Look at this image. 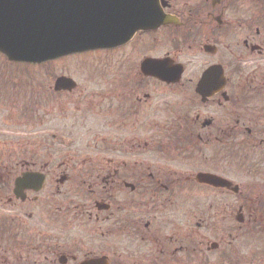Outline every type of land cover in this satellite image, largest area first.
Returning <instances> with one entry per match:
<instances>
[{"label":"flooded vegetation","instance_id":"flooded-vegetation-1","mask_svg":"<svg viewBox=\"0 0 264 264\" xmlns=\"http://www.w3.org/2000/svg\"><path fill=\"white\" fill-rule=\"evenodd\" d=\"M104 7L127 39L48 63L40 134L0 129V264H264V0ZM23 77L0 73V114Z\"/></svg>","mask_w":264,"mask_h":264},{"label":"water","instance_id":"water-1","mask_svg":"<svg viewBox=\"0 0 264 264\" xmlns=\"http://www.w3.org/2000/svg\"><path fill=\"white\" fill-rule=\"evenodd\" d=\"M112 3L119 0H0V52L12 62L42 64L114 47L128 34L111 32L118 28L119 12L104 5ZM151 17V26L173 23L160 9L153 10ZM222 74V69L214 67L205 73L204 81Z\"/></svg>","mask_w":264,"mask_h":264},{"label":"rangeland","instance_id":"rangeland-1","mask_svg":"<svg viewBox=\"0 0 264 264\" xmlns=\"http://www.w3.org/2000/svg\"><path fill=\"white\" fill-rule=\"evenodd\" d=\"M1 57V56H0ZM4 59V58H3ZM2 57L0 58V73H2L4 70L7 71V73L10 76H16L20 75L21 77L25 76L27 77V82L23 83V90L22 98L25 100L21 102V104H18L13 106L12 110L1 112L0 117H8L10 120L6 122L5 125H0V129H3L7 135L12 136L13 140L18 139H31L37 134H40L39 129L35 130L32 128L30 123L26 125V122L24 123L23 120V113L26 109L33 106L32 102H36L38 100V93L35 92L36 86H37V79L40 75L45 76V83H44V89L47 91L49 90V86L53 84V80H51V75L54 74V67L53 64H48L45 66V69L42 73V68L32 65H7L4 62ZM7 63V62H6ZM197 62L194 64H191L192 66H189L187 69L188 74H197L198 73V66L196 65ZM57 68V67H56ZM63 69L68 68L67 66L62 67ZM57 72V70L55 71ZM24 78V77H23ZM25 80V78H24ZM34 91V94H33ZM37 91V90H36ZM53 101V98L51 95L46 94L44 101L41 102L43 106L47 109L49 106H51V102ZM37 104V102H36ZM35 105V103H34ZM45 132L47 134H51L54 131H57V125L55 122L46 120L45 124ZM56 150V153L58 154H64L67 155L69 153H73L74 148L66 147L64 145L59 146L58 144L54 147ZM50 153H53L52 150H50Z\"/></svg>","mask_w":264,"mask_h":264}]
</instances>
